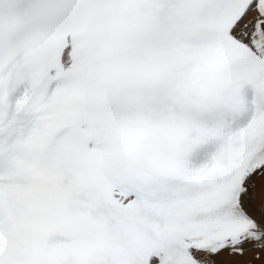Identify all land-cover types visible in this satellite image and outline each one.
Wrapping results in <instances>:
<instances>
[{
    "label": "snow or ice",
    "instance_id": "snow-or-ice-1",
    "mask_svg": "<svg viewBox=\"0 0 264 264\" xmlns=\"http://www.w3.org/2000/svg\"><path fill=\"white\" fill-rule=\"evenodd\" d=\"M0 264H264V0H0Z\"/></svg>",
    "mask_w": 264,
    "mask_h": 264
}]
</instances>
